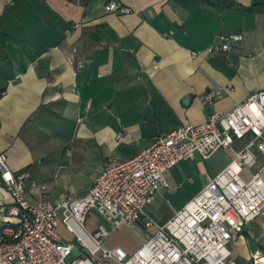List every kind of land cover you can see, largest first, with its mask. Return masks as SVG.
Here are the masks:
<instances>
[{
  "label": "crops",
  "instance_id": "crops-1",
  "mask_svg": "<svg viewBox=\"0 0 264 264\" xmlns=\"http://www.w3.org/2000/svg\"><path fill=\"white\" fill-rule=\"evenodd\" d=\"M110 1L130 12L108 11ZM235 32L243 41L224 51L222 36ZM216 89L222 94L207 102ZM261 90L264 0H0V153L28 175L34 203L43 197L30 181L45 183L56 203L83 196L108 161L133 159L159 134L204 123ZM257 154L261 167L264 153ZM234 157L220 149L182 161L147 214L162 223L151 211L170 194L169 220ZM13 202L0 181V224ZM101 218L92 213L88 228ZM59 231L75 241L63 222ZM154 231L143 218L112 229L106 244L134 252ZM231 248L240 264L264 259V214Z\"/></svg>",
  "mask_w": 264,
  "mask_h": 264
},
{
  "label": "built area",
  "instance_id": "built-area-1",
  "mask_svg": "<svg viewBox=\"0 0 264 264\" xmlns=\"http://www.w3.org/2000/svg\"><path fill=\"white\" fill-rule=\"evenodd\" d=\"M121 8L115 1L107 4L110 12ZM222 38V49L232 51L244 37L235 32ZM221 94V89L209 91L206 101ZM238 141L243 144L236 146ZM220 149H232L234 159L183 208L165 223L147 214L156 193L168 186V171L197 154L208 159ZM257 151L264 153V90L204 123L159 134L133 159L108 161L87 194L66 195L59 203L49 198L46 184L36 181L30 184L43 200L32 202L26 196L28 175L15 172L0 153V181L14 198L7 210L10 218L0 224V264H240L231 245L264 214V164L258 167ZM92 213L109 226L100 223L90 230ZM143 218L155 231L134 252L106 244L112 229ZM61 222L74 242L62 237ZM249 264H264V259Z\"/></svg>",
  "mask_w": 264,
  "mask_h": 264
},
{
  "label": "rangeland",
  "instance_id": "rangeland-1",
  "mask_svg": "<svg viewBox=\"0 0 264 264\" xmlns=\"http://www.w3.org/2000/svg\"><path fill=\"white\" fill-rule=\"evenodd\" d=\"M197 156H200L199 154H197L196 155V157ZM43 184H45V183H43ZM47 190H48V186H47ZM171 195L170 194H165V195H162L161 194V196H160V198L155 202V204H154V210L153 211H151V214L153 213V214H155V216L158 218V220L160 221V222H162V223H164V222H166V220L164 219V214H171L172 212H173V205L171 204ZM156 209H159V212L156 210ZM164 212V213H161L162 211ZM63 219V217H61V220ZM63 221V220H62ZM101 223H104V224H106L107 226H109L108 225V223L105 221V219L103 218H101ZM72 258H70V260H71Z\"/></svg>",
  "mask_w": 264,
  "mask_h": 264
},
{
  "label": "water",
  "instance_id": "water-1",
  "mask_svg": "<svg viewBox=\"0 0 264 264\" xmlns=\"http://www.w3.org/2000/svg\"><path fill=\"white\" fill-rule=\"evenodd\" d=\"M207 8L210 9L211 11H216V9H214L212 6L207 5Z\"/></svg>",
  "mask_w": 264,
  "mask_h": 264
}]
</instances>
